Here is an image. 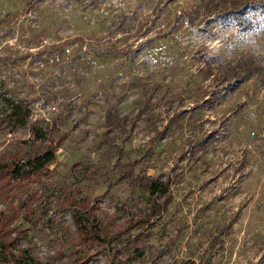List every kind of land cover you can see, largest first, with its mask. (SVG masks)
<instances>
[{
    "label": "rangeland",
    "instance_id": "1",
    "mask_svg": "<svg viewBox=\"0 0 264 264\" xmlns=\"http://www.w3.org/2000/svg\"><path fill=\"white\" fill-rule=\"evenodd\" d=\"M0 87L68 134L37 191H0L8 248L67 251L69 185L115 232L147 206L137 179L174 169L159 224L96 263L264 264V0H0ZM28 128L0 124V161L42 149Z\"/></svg>",
    "mask_w": 264,
    "mask_h": 264
},
{
    "label": "trees",
    "instance_id": "2",
    "mask_svg": "<svg viewBox=\"0 0 264 264\" xmlns=\"http://www.w3.org/2000/svg\"><path fill=\"white\" fill-rule=\"evenodd\" d=\"M258 2L256 1L255 4L261 6L262 3ZM241 11V9L233 11L238 18L237 24H247V19L240 14ZM110 116L108 114V117ZM31 117V111L26 101L7 95L0 87V124L17 127L29 126V134L16 139V143L20 147H42L40 151H34L24 156L16 155L8 161H0V191L4 193H13L28 182L37 191L42 185L41 182L50 174L49 166L55 162L56 150L67 138V132L54 135L52 129H42L30 124ZM128 138L129 135H126L123 142H126ZM0 147H6V145L0 142ZM117 153L123 154L122 146L118 147ZM173 170L165 175L137 179L138 186L145 189L149 195L147 206L124 220L115 232H108L102 219L97 218L99 203L96 200L86 197L76 200L72 187L66 186L61 190L64 195L61 205L68 208L71 213L72 223L65 227L64 238L71 244L72 252H67L70 247L65 252L57 249L52 252V255L41 258L28 248L18 247L15 250L13 245L8 248L9 243L0 241V264H98L96 263L98 262L97 256L107 250L119 237L131 234L132 230L159 224L158 221L161 220L163 212L167 210L169 190L176 176ZM70 203L74 206H70ZM24 211L26 209L23 207L20 214L23 215ZM13 212L17 214V205L14 206ZM17 217L13 215L12 219ZM29 218L31 219L26 220L30 224H35L33 215ZM7 219V216H3L1 223L5 225ZM138 235L139 233L131 235L128 242L136 243ZM137 248L138 245H135L133 250L136 251Z\"/></svg>",
    "mask_w": 264,
    "mask_h": 264
}]
</instances>
